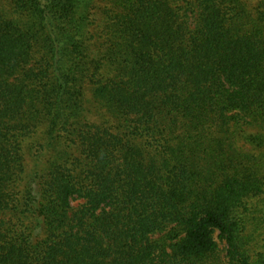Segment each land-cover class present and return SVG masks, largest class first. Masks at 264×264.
I'll return each mask as SVG.
<instances>
[{
  "label": "trees",
  "instance_id": "trees-1",
  "mask_svg": "<svg viewBox=\"0 0 264 264\" xmlns=\"http://www.w3.org/2000/svg\"><path fill=\"white\" fill-rule=\"evenodd\" d=\"M0 264H264V0H0Z\"/></svg>",
  "mask_w": 264,
  "mask_h": 264
}]
</instances>
